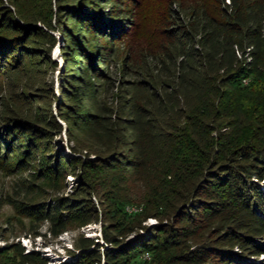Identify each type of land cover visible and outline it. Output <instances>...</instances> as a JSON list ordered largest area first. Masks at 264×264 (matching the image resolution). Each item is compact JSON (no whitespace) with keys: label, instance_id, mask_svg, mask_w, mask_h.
Returning a JSON list of instances; mask_svg holds the SVG:
<instances>
[{"label":"trees","instance_id":"obj_1","mask_svg":"<svg viewBox=\"0 0 264 264\" xmlns=\"http://www.w3.org/2000/svg\"><path fill=\"white\" fill-rule=\"evenodd\" d=\"M124 1L58 2L67 66L54 96L72 153L55 141L64 125L45 99H32L30 119L1 116L0 164L12 152L45 178L77 177L71 194L21 210L54 235L101 217L103 242L81 237L62 264H264V0H229L221 15L201 9L192 19L175 12L145 65L119 58L132 29L117 9ZM42 30L0 9V76H14L26 55L50 59ZM136 190L144 209L128 214ZM114 207L129 219L116 220ZM148 217L157 222L144 225ZM10 246L19 260L0 264L47 263Z\"/></svg>","mask_w":264,"mask_h":264},{"label":"rangeland","instance_id":"obj_2","mask_svg":"<svg viewBox=\"0 0 264 264\" xmlns=\"http://www.w3.org/2000/svg\"><path fill=\"white\" fill-rule=\"evenodd\" d=\"M59 1L61 0H0V9L6 14L10 13L20 23L28 20L32 25L43 29L41 34L36 35V39L41 41L45 49H49L50 56V59L43 58L42 61L48 62L44 63L33 55H26V65L15 72L14 76H0V121L1 116L14 113L24 119H30L36 109L33 98L45 99L46 106L52 109L56 116L58 115L55 96H60L61 77L67 66L62 52L65 38L59 27L61 19L65 18L64 15L61 18L59 14L65 11V8L58 7ZM229 2V0L124 1L117 9L121 12L126 9L129 11L127 20L132 29L124 39L118 41L122 48L119 58L130 54L133 62L145 65V62L161 53L162 44L167 40L165 30L174 23L172 14L176 12L180 17L192 19L195 12L206 9L221 15L226 3ZM115 67L114 65L113 68ZM244 83L248 86L256 82L253 78H247L244 79ZM60 121L64 129L61 134L55 136V141L59 146H63L64 152L72 153L70 149L72 142L65 131V123ZM9 154L11 156L3 161L5 164H0V248H5L0 259L18 261V254L10 245L20 242L26 252L36 251L44 256L47 259L46 264H62L76 259L81 237H92L103 242L104 224L101 217L88 224L73 220L68 223L66 230L54 235L50 230L49 221L39 220L24 213L21 208L26 203L71 194L77 185V177L67 173L57 179L45 178L31 162L18 166L17 155L12 152ZM142 193V190L137 191L135 198L125 202V212L135 214L143 211L144 203L138 196ZM92 199L99 206L95 195H92ZM115 207L114 210L111 208V211L116 214V220L121 223L127 221L129 218L123 217L122 211L117 214ZM156 222V218L148 217L143 224L151 226ZM139 231L144 232L143 229ZM136 234L137 231L129 233L128 238ZM151 258L149 253H145L140 259Z\"/></svg>","mask_w":264,"mask_h":264}]
</instances>
